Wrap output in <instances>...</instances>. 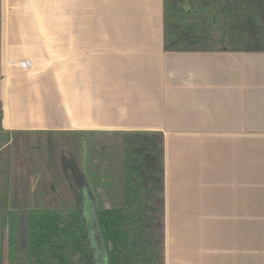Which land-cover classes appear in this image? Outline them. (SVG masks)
<instances>
[{
  "label": "crops",
  "instance_id": "0c3cea01",
  "mask_svg": "<svg viewBox=\"0 0 264 264\" xmlns=\"http://www.w3.org/2000/svg\"><path fill=\"white\" fill-rule=\"evenodd\" d=\"M162 11L1 0L2 131H161L164 264H264V52L167 51Z\"/></svg>",
  "mask_w": 264,
  "mask_h": 264
},
{
  "label": "trees",
  "instance_id": "16d2710c",
  "mask_svg": "<svg viewBox=\"0 0 264 264\" xmlns=\"http://www.w3.org/2000/svg\"><path fill=\"white\" fill-rule=\"evenodd\" d=\"M162 16L167 51L264 52V0H163ZM1 117L0 264H164L161 131L38 132L75 138L85 174L65 185L45 170L31 189L7 184L24 133L3 132Z\"/></svg>",
  "mask_w": 264,
  "mask_h": 264
},
{
  "label": "rangeland",
  "instance_id": "374dc122",
  "mask_svg": "<svg viewBox=\"0 0 264 264\" xmlns=\"http://www.w3.org/2000/svg\"><path fill=\"white\" fill-rule=\"evenodd\" d=\"M16 138L18 140L14 139L12 146L14 166L9 173L10 183L22 184L24 181L31 189H36L39 183L45 184L43 173L45 170L52 180H59V183L63 182L65 185L70 183L69 181L73 183L75 176H79L81 173L85 174L84 170L81 169L83 168V160H79L74 144L75 138L72 136L60 135L55 139L57 143L54 141V135L49 134H40V136L39 134H19ZM88 151L85 149L87 156L89 155ZM97 155L100 156L99 153ZM66 171H68L67 176ZM67 192L64 191L65 194ZM5 234L6 230L5 228L2 229L0 221V242Z\"/></svg>",
  "mask_w": 264,
  "mask_h": 264
},
{
  "label": "built area",
  "instance_id": "2783aa9c",
  "mask_svg": "<svg viewBox=\"0 0 264 264\" xmlns=\"http://www.w3.org/2000/svg\"><path fill=\"white\" fill-rule=\"evenodd\" d=\"M30 61L29 60H22L21 62H20V67L21 68H23V69H26V68H28V67H30Z\"/></svg>",
  "mask_w": 264,
  "mask_h": 264
}]
</instances>
